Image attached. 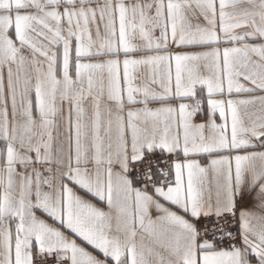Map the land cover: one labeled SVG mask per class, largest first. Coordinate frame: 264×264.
I'll return each instance as SVG.
<instances>
[{"label": "snow or ice", "instance_id": "obj_1", "mask_svg": "<svg viewBox=\"0 0 264 264\" xmlns=\"http://www.w3.org/2000/svg\"><path fill=\"white\" fill-rule=\"evenodd\" d=\"M0 264H264V0H0Z\"/></svg>", "mask_w": 264, "mask_h": 264}, {"label": "crops", "instance_id": "obj_2", "mask_svg": "<svg viewBox=\"0 0 264 264\" xmlns=\"http://www.w3.org/2000/svg\"><path fill=\"white\" fill-rule=\"evenodd\" d=\"M258 163V162H257ZM255 196V193L253 192L251 195H249L246 200L243 201L242 207H251L254 204L253 197Z\"/></svg>", "mask_w": 264, "mask_h": 264}, {"label": "built area", "instance_id": "obj_3", "mask_svg": "<svg viewBox=\"0 0 264 264\" xmlns=\"http://www.w3.org/2000/svg\"><path fill=\"white\" fill-rule=\"evenodd\" d=\"M241 207H242V204H241Z\"/></svg>", "mask_w": 264, "mask_h": 264}]
</instances>
